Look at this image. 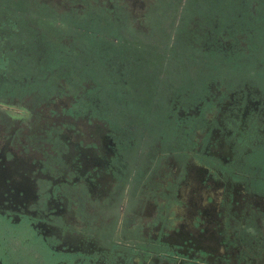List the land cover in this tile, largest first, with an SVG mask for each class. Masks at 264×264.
<instances>
[{
  "label": "flooded vegetation",
  "instance_id": "flooded-vegetation-1",
  "mask_svg": "<svg viewBox=\"0 0 264 264\" xmlns=\"http://www.w3.org/2000/svg\"><path fill=\"white\" fill-rule=\"evenodd\" d=\"M0 264H264V0H0Z\"/></svg>",
  "mask_w": 264,
  "mask_h": 264
}]
</instances>
